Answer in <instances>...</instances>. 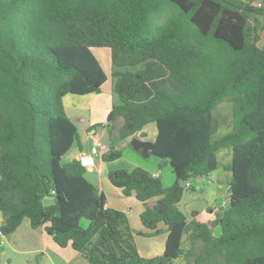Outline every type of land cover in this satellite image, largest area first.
Listing matches in <instances>:
<instances>
[{"label":"trees","instance_id":"16d2710c","mask_svg":"<svg viewBox=\"0 0 264 264\" xmlns=\"http://www.w3.org/2000/svg\"><path fill=\"white\" fill-rule=\"evenodd\" d=\"M251 1L0 0L4 235L27 220L87 264H264V49L257 44L264 8ZM99 48L110 51L118 98L108 127L121 120L117 137L127 141L152 124L149 155L174 175L167 187L160 174L140 168L107 175L124 197L143 204L146 232L106 207L78 159L66 158L82 146L62 98L93 93L106 81L93 54ZM224 101L230 113L221 120ZM222 149L230 153L223 166L228 205L209 223L196 221V211L188 220L178 207L185 187L218 168ZM120 158L113 147L102 155L104 162ZM161 233L162 254L141 257L134 235Z\"/></svg>","mask_w":264,"mask_h":264},{"label":"rangeland","instance_id":"374dc122","mask_svg":"<svg viewBox=\"0 0 264 264\" xmlns=\"http://www.w3.org/2000/svg\"><path fill=\"white\" fill-rule=\"evenodd\" d=\"M243 2L248 0H242ZM252 7L264 8V0H252L249 2ZM258 46L264 49V27L259 31ZM93 54L99 60L107 79L101 85L100 92H93L90 94L77 96L67 94L62 98V105L66 116L73 121L80 134L81 149L85 154H90L93 145L92 138H87V132L94 127L95 131L99 134L103 133L100 143L107 147L116 146L118 144L125 145L119 149L121 158L111 163L116 164V167H125L126 163L133 162L137 168L152 171L162 172L161 177L164 186H169L173 183L174 175L168 164L162 165L159 168L160 159L153 155L145 158L141 153H136L129 144V140L122 141L117 137V129L121 120H117L113 128L109 132L103 131L105 129L106 116L113 104L118 103V98L113 92V78L111 77L110 65V51L106 48L93 49ZM142 67V65L140 66ZM230 104L226 101L222 102L216 111L219 119L229 116ZM93 129V128H92ZM225 127L222 128L220 134L225 132ZM123 143V144H124ZM78 150L73 148L66 158H71ZM230 153L227 149H222L217 154L218 168L206 177L191 179L189 185H186L182 200L178 205L179 209L184 213L188 220H191L190 211L193 209L198 210V216L195 217L196 221L208 223L220 208H225L229 201L228 183L230 179L229 172L223 170V166L229 162ZM88 170H86L85 178L88 179ZM115 171V170H113ZM158 175V174H157ZM106 178V177H105ZM108 180L105 179V182ZM109 183V180L107 181ZM111 184V183H110ZM191 187V188H190ZM117 189V188H116ZM155 201L151 200L149 203ZM212 209V213L206 210ZM135 209L133 210L134 213ZM197 215V214H196ZM27 222V221H25ZM82 224L86 225V221L82 220ZM218 234V229L214 230ZM29 250L28 242L25 239L24 225L16 233L7 238V242L0 246V264H61L58 260L55 263L45 259L38 253H27ZM183 261H177L178 263Z\"/></svg>","mask_w":264,"mask_h":264},{"label":"crops","instance_id":"0c3cea01","mask_svg":"<svg viewBox=\"0 0 264 264\" xmlns=\"http://www.w3.org/2000/svg\"><path fill=\"white\" fill-rule=\"evenodd\" d=\"M105 126L106 127L103 131L109 132L110 127H108L107 123H105ZM94 132L97 133L94 129L87 132V138L91 139L92 134ZM142 133H143L142 135L143 137H138V139L142 141L153 142L156 135V130L155 127L151 124L148 125L146 128H144ZM102 135L103 133L100 134L101 137ZM123 143L118 144L116 146H111L110 148L113 147L115 150H119L125 145L126 142L124 144ZM110 148L108 149V151L110 150ZM81 154H85V152L83 151L77 152L73 155V157L77 159ZM111 162H104L102 160V156L96 157L94 167L87 171L88 172L87 174L89 176L87 180L91 184L95 185L99 189V191L104 194L106 198V207L120 210L126 213L129 225L134 232H146V230L143 228L139 220V215L144 210L143 204L138 202L134 196L124 197L119 189H116L114 186L110 184V182L109 183L107 182L108 180L105 182V179H107V175L109 172L118 169H124L130 171L134 168H137V165L129 161V163L125 164V167H122V165L121 167H116V164H113ZM155 172L157 171H152V174L154 175L162 174V172L160 171H158V173ZM134 209L135 211L133 213ZM194 211L197 212L196 216H198L197 209L191 210L190 216L191 213ZM206 211L207 212L210 211V213L213 214L212 209L211 210L208 209ZM214 218H215V214L211 219H208V223L214 220ZM1 220L2 219L0 216V221ZM25 221L27 220H24L22 224L18 227V229L14 232L16 233L24 225L25 239L29 245V250L25 252L35 253V254L38 253L41 256H43L45 259L50 260L53 263H55L54 260L56 259L59 262H61V264H87V262L70 246H67L65 248L59 247L53 241L51 236L47 235L42 228L32 229L29 225V222L28 221L25 222ZM158 228L162 230L165 229V227L161 224L158 226ZM14 233H12L11 235H13ZM11 235L6 236L5 243L7 242V238L10 237ZM165 239H166L165 233H161L152 238H144L141 236L134 235V242L137 247L138 253L141 257H145V258L155 257L162 254L164 250Z\"/></svg>","mask_w":264,"mask_h":264},{"label":"built area","instance_id":"2783aa9c","mask_svg":"<svg viewBox=\"0 0 264 264\" xmlns=\"http://www.w3.org/2000/svg\"><path fill=\"white\" fill-rule=\"evenodd\" d=\"M259 6L261 5L259 4ZM92 140H93V145L90 154H81L77 158L81 166L84 167L86 170H90L91 168L94 167L96 157H100L108 152V148L100 143L101 141L100 134L94 132L92 134ZM155 176H157V174ZM1 227H2V221H0V246L5 244V238H6V236L2 232Z\"/></svg>","mask_w":264,"mask_h":264},{"label":"water","instance_id":"95a60500","mask_svg":"<svg viewBox=\"0 0 264 264\" xmlns=\"http://www.w3.org/2000/svg\"><path fill=\"white\" fill-rule=\"evenodd\" d=\"M95 92H100V88L96 89ZM129 144L134 151L140 152L141 155L145 158L149 157V152L153 148V142L142 141L137 137L130 139Z\"/></svg>","mask_w":264,"mask_h":264}]
</instances>
